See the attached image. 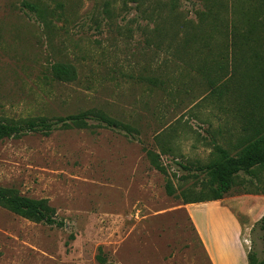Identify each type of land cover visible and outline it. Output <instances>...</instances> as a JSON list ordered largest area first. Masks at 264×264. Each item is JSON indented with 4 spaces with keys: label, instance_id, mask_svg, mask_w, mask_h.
<instances>
[{
    "label": "rangeland",
    "instance_id": "obj_1",
    "mask_svg": "<svg viewBox=\"0 0 264 264\" xmlns=\"http://www.w3.org/2000/svg\"><path fill=\"white\" fill-rule=\"evenodd\" d=\"M212 1L0 0V122L98 113L136 131L129 137L88 121L0 140V189L47 200L64 224L47 227L0 207V264H99L98 255L106 264H210L191 222L194 206L182 201L206 178L178 165L210 164L213 144L235 156L264 133V29L249 36L263 45L257 59L238 53L232 75L229 52L218 50L233 20L229 0H219L226 10L215 17ZM155 3L162 18L174 5L182 32L197 26V34L181 32L174 42L153 34ZM56 64L71 66L75 82L53 81ZM263 192L264 169L239 175L218 201L242 223L258 259Z\"/></svg>",
    "mask_w": 264,
    "mask_h": 264
},
{
    "label": "trees",
    "instance_id": "obj_2",
    "mask_svg": "<svg viewBox=\"0 0 264 264\" xmlns=\"http://www.w3.org/2000/svg\"><path fill=\"white\" fill-rule=\"evenodd\" d=\"M136 3L137 0H131ZM205 2L208 0H204ZM213 4L210 9H216V14L219 9L225 11L224 4H218L219 0L212 1ZM30 12L35 13L36 8L31 5H24ZM239 7L241 11L239 12ZM167 7H165L166 9ZM168 16L162 18L163 7L160 3H155L152 13L154 14L156 26L152 33L157 36L169 38L174 42L182 32V26L178 21L176 7L174 5L168 6ZM229 13L233 18L230 25V31L225 35L227 38L225 43H222L218 50H225L229 55L225 61L232 72V75L238 72L239 60L238 53L250 52L251 55L257 59V51L261 50L263 45L259 41H253L249 36L254 32L264 29V0H229ZM238 15V17H237ZM238 19V20H236ZM188 28L189 31L184 35L194 37L197 34L196 30L199 27ZM218 26L214 27L216 31ZM210 40L208 35H204ZM204 39V38H203ZM205 40V39H204ZM177 46V45H176ZM173 47L172 43L168 44L167 49ZM227 63V64H226ZM223 64V65H224ZM51 77L53 81L60 83H72L76 80L75 70L66 64H56L51 68ZM88 121H95L104 128L111 129L117 132H122L126 136L132 137L136 131L128 126L111 120L102 114L86 113L76 116H67L58 118L52 122L45 118L29 120L23 123L9 124L0 122V140L20 137L27 134H41L48 136L55 127L59 126L61 129L68 128H85ZM214 154L216 160L205 166H196L191 168L189 166L178 165V167L187 173H195V177L204 176L206 183L202 186V191L194 195L182 196V201L185 205H196L208 202L221 201L223 197L234 187L235 180L239 175L247 177L255 176L256 171L264 169V133L257 138L245 144L235 156H230L229 151L213 144ZM147 157L150 166L162 175H166V171L159 164V156L153 152H148ZM165 192L167 196L173 197L175 190L171 183L167 182L165 185ZM249 192L248 194L259 193ZM264 193V192H263ZM0 207L6 209L15 216L31 221L36 224H42L47 227H54L60 229L64 226L63 222L58 220L55 211L49 206L47 200H33L18 196L12 191L0 189ZM259 227L264 233V218L260 220ZM264 241V234H263ZM99 264H106L104 258L97 256ZM248 264H264L263 257L258 259L257 256L249 252L247 256Z\"/></svg>",
    "mask_w": 264,
    "mask_h": 264
},
{
    "label": "crops",
    "instance_id": "obj_3",
    "mask_svg": "<svg viewBox=\"0 0 264 264\" xmlns=\"http://www.w3.org/2000/svg\"><path fill=\"white\" fill-rule=\"evenodd\" d=\"M257 203L254 208H258ZM191 222L210 264H248L242 223L220 202L193 205ZM254 209L249 213L252 220Z\"/></svg>",
    "mask_w": 264,
    "mask_h": 264
}]
</instances>
